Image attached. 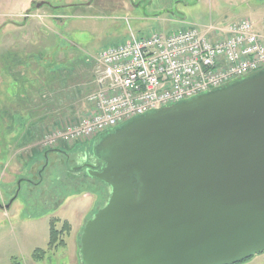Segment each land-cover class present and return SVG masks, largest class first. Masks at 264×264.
I'll return each mask as SVG.
<instances>
[{"label": "water", "instance_id": "95a60500", "mask_svg": "<svg viewBox=\"0 0 264 264\" xmlns=\"http://www.w3.org/2000/svg\"><path fill=\"white\" fill-rule=\"evenodd\" d=\"M91 153L109 196L81 232L82 264H238L264 252V68L134 115Z\"/></svg>", "mask_w": 264, "mask_h": 264}, {"label": "rangeland", "instance_id": "374dc122", "mask_svg": "<svg viewBox=\"0 0 264 264\" xmlns=\"http://www.w3.org/2000/svg\"><path fill=\"white\" fill-rule=\"evenodd\" d=\"M39 1L46 4L33 6ZM245 18L253 31L264 32V0H0V264H12L13 257L22 264H82L81 232L109 188L103 199L87 191L89 180L84 191L66 185L69 174L59 164L33 187L25 178L38 174L32 169L44 149L55 148L46 136L92 108L88 95L99 88V51L133 37ZM31 131L38 135L32 142ZM61 143L82 156L93 144L85 138ZM52 219L57 230L65 221L71 228L49 247ZM38 248L46 251L42 259L33 257ZM238 264H264V252Z\"/></svg>", "mask_w": 264, "mask_h": 264}, {"label": "built area", "instance_id": "2783aa9c", "mask_svg": "<svg viewBox=\"0 0 264 264\" xmlns=\"http://www.w3.org/2000/svg\"><path fill=\"white\" fill-rule=\"evenodd\" d=\"M92 107L79 121L46 136L60 142L92 140L134 115L225 85L264 68V40L248 18L208 29L189 27L99 51Z\"/></svg>", "mask_w": 264, "mask_h": 264}, {"label": "flooded vegetation", "instance_id": "af4514ba", "mask_svg": "<svg viewBox=\"0 0 264 264\" xmlns=\"http://www.w3.org/2000/svg\"><path fill=\"white\" fill-rule=\"evenodd\" d=\"M57 147L55 148H47L45 150H50V152H45L44 158L41 160V162L36 163L33 165L32 172L37 171V175L35 174L33 178H25L27 183H29L30 187H33V185H36L43 180V172L50 166V165H56L59 164L64 167H68L72 170L73 175L72 179L69 180L72 185L75 186V188H78L81 185H84V183L89 180V182H95L98 180L94 176H91L89 173V168L86 166V164H92L95 165L97 170H101L102 166L104 165L103 162H99L96 158L93 157V154H74L69 151H65L64 149L60 148L58 151H56ZM63 156V157H61ZM107 190V189H106ZM46 192H42V196ZM17 195V193H16ZM15 195V196H16Z\"/></svg>", "mask_w": 264, "mask_h": 264}, {"label": "trees", "instance_id": "16d2710c", "mask_svg": "<svg viewBox=\"0 0 264 264\" xmlns=\"http://www.w3.org/2000/svg\"><path fill=\"white\" fill-rule=\"evenodd\" d=\"M34 134V131H31V132H29V141L30 142H32V140H34L36 137H38V135H36V134H34V135H36V136H34L33 135ZM65 143V142H64ZM62 144L63 143H61L60 142V144L58 145V146H56L57 148L55 149L56 151H58L61 147H62ZM38 152V151H37ZM45 152H50V150H45L44 149V151H43V154L45 153ZM43 157H44V155H43ZM67 172H68V174H69V177H65V174H64V180L66 181V185H68V184H71L72 185V183L69 181V180H71L73 177H72V175H73V172H72V170L71 169H69L68 167H67V170H66ZM88 183V185H90V187L89 188H91V190L89 189V190H87V191H94L95 193H98L99 195H101V197L104 199L106 196H108L107 195V187H106V185L103 183V182H101L100 180H96L95 182H87ZM85 184V183H84ZM74 186V185H73ZM81 186H83V185H81ZM81 186H79L77 189H79V188H81ZM75 187V186H74ZM82 190V188L80 189V191ZM82 191H84V190H82ZM103 194H104V196H103ZM100 197V196H99ZM108 198V197H107ZM107 198H105L104 200H105V202L108 200ZM56 222H57V220H55V219H52L51 221H50V224H51V226H50V234H49V236H50V240H49V243H48V245H49V247H51V246H55V245H57L58 244V242H59V240L61 241V242H63L61 239H60V235H59V233L60 232H65V231H69L70 230V228H71V224L70 223H68L67 221H65L64 222V225H63V228L61 229V230H57V228H56ZM79 245H80V242H79ZM79 252H80V249H79ZM45 254H46V251L44 250V249H41V248H38V249H36V251L34 252V254H33V257L35 258V259H42L44 256H45ZM81 257V256H80ZM245 260V259H244ZM242 262H244V261H242ZM82 263V262H81ZM12 264H22V262L20 261V260H18V258H16V257H13V259H12Z\"/></svg>", "mask_w": 264, "mask_h": 264}, {"label": "crops", "instance_id": "0c3cea01", "mask_svg": "<svg viewBox=\"0 0 264 264\" xmlns=\"http://www.w3.org/2000/svg\"><path fill=\"white\" fill-rule=\"evenodd\" d=\"M260 35L262 36L263 40H264V32H260ZM9 208V207H7Z\"/></svg>", "mask_w": 264, "mask_h": 264}]
</instances>
